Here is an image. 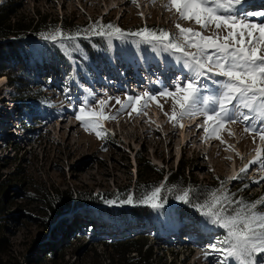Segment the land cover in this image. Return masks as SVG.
<instances>
[{
	"label": "rangeland",
	"instance_id": "obj_1",
	"mask_svg": "<svg viewBox=\"0 0 264 264\" xmlns=\"http://www.w3.org/2000/svg\"><path fill=\"white\" fill-rule=\"evenodd\" d=\"M4 1L2 0L0 3L2 4ZM258 2L259 0H249L245 4V9L250 11L263 9V5H257ZM167 4L168 0H136L135 3L129 2V0H26L22 3L20 13L24 18H32L36 11L49 15L52 19L58 18L59 21H64L65 18L69 21L68 19L71 18L74 26L85 24L88 27L92 23L100 21L105 24L111 22L122 29L153 25L177 31L174 25L179 22L184 27L199 29V26L193 22L177 21L176 14L168 11L165 7ZM162 58L160 63L153 60L148 63L146 60L144 64H133V61H130L126 64L116 63V65L114 62L111 65L102 63L98 68L93 66L98 70L101 78L106 79L105 83H107L102 86L96 85V89L101 91V88L104 87L103 91L106 92V95H97L105 98L120 96L124 100L125 93H128L126 84L132 85V80L138 81L141 86L148 84L150 91L162 88L161 80H165L166 74L161 76L157 72H160L159 67L168 69L167 56L163 55ZM148 65H151V70L147 67ZM41 66H43L42 73L34 70V76L38 82L42 83L44 90L42 95L47 94L51 106L47 109L41 107L40 112L34 110L29 116L26 115L25 119L21 117L27 128L32 127L29 130L25 129L28 135L27 142L25 140L27 135H24L23 142L10 141L5 144V148L0 147V176L11 187L19 189L20 192H32L41 188L57 190L69 188L75 192L79 191L81 194L91 193L93 196L101 194L113 198L115 193L133 190V186L135 190L137 158L146 157L153 165L164 170L165 177L162 183L166 179L168 171L174 172L179 160L182 159L188 162L186 174L191 175L197 183L219 179L227 181L231 189L243 186V189L239 191L242 198L249 197L250 200H256L264 197V192H262L264 180H259L263 173L257 171L260 173V177L254 176V167L250 168L252 169L251 172L249 171L250 175L249 172L245 173L247 175H245V179H240L238 182L229 180L230 177L236 176L242 167L248 165L253 156L252 153H255L258 146L264 149V143H261L258 137L254 143V134L244 131L243 123L239 127L235 123L226 124L224 131L220 133V140L214 136L209 137L202 128L197 130L196 125L203 124L202 116L185 118L181 121L184 125L183 128L178 125L173 127V122H170L168 116L164 114L167 112L170 115L171 100L158 96L157 99L163 105V111L156 102H150L146 109L147 116L133 114L130 118L124 114L115 121H105L104 127L112 134L106 142L97 138L94 132L86 131L75 119L78 102H81L86 95L81 93L76 80L71 82L70 78L68 84L63 81V77L66 78L64 76L67 72L66 66H54L51 69L47 62ZM93 67L90 66L89 70L91 71ZM122 70L123 73L125 70L129 72L134 70L136 74L130 76L127 71V77L116 82L115 78ZM153 71L154 75L147 73ZM168 74L174 75L175 73L168 72ZM156 77H159V80L156 81L159 83L158 86L154 83ZM149 78L150 83L148 82ZM65 81L68 82L67 79ZM72 83L75 84V88L72 87ZM79 85L84 87L82 83ZM5 87L9 90L8 92L14 91V88L7 82ZM65 88H71L70 113L64 111L69 106L63 93ZM4 95L7 96L8 93L4 92ZM9 100L11 102L4 103L2 106L7 108V105L16 103L12 95ZM111 104L114 105L112 111L115 112L119 105H115L114 100L111 101ZM8 108H12V106ZM4 118L3 116L2 119ZM35 123L41 124L40 128L35 127ZM231 125L236 126L237 130ZM30 135L40 138L38 146V142L32 144L33 139ZM47 139L49 142L55 143L53 147L49 146L50 143L46 142ZM16 151L19 152L16 153ZM234 169L235 172H233ZM256 181L259 183H255ZM244 182L248 183L246 184L248 185L247 189L244 188ZM13 191L15 189L10 190L5 199V209L8 211V215L4 223H8L9 230L7 234L10 241L9 264H25V260L28 261L27 264H31V262L35 264H109L108 260L113 251L106 248L107 239L122 240L127 237L136 239L144 233L147 234L145 249L150 248L155 256L167 263L171 260L175 264H198L200 262V259L190 249V246L195 247L198 244L183 245L185 248L182 246L183 250L181 249L182 251L178 253L172 251L171 246L168 245L164 246L166 250H162L164 248L162 245L157 247L161 241L153 238V232H158L157 227L153 229L146 226L143 230L135 229L133 233L131 229L129 230L132 226L118 227L119 223L112 220L110 224L107 217L101 216V213L96 211L97 207H93L91 213H86L87 220L82 219L80 223L74 217L75 211L73 210L71 213L70 208L68 213L56 216L53 223H49L44 230L28 221L29 217L39 218L40 212L34 210L36 205L29 207L34 210L32 215L27 214L19 206L20 192ZM104 205L113 214L117 209L125 210L132 207ZM115 216L117 214L113 215V219ZM9 219L15 220L16 224L8 222ZM103 222L107 226L105 232L100 231L99 227L100 224H104ZM109 224L112 225V229ZM136 226L133 225V228ZM88 227L91 228L88 230ZM182 228L183 232L191 233L199 239L204 237L203 233H209L212 230L210 226V231L206 230L204 226L202 228L201 223L195 229H190L187 226ZM57 229L58 235L55 234L53 237V232ZM107 230L109 231L107 232ZM213 231L218 232L216 228ZM50 254L53 255V258L49 256Z\"/></svg>",
	"mask_w": 264,
	"mask_h": 264
},
{
	"label": "snow or ice",
	"instance_id": "obj_2",
	"mask_svg": "<svg viewBox=\"0 0 264 264\" xmlns=\"http://www.w3.org/2000/svg\"><path fill=\"white\" fill-rule=\"evenodd\" d=\"M248 2L168 0L165 7L176 14L177 21L193 22L199 29L176 22L177 31L148 26L124 30L111 22L96 21L74 32L54 28L41 33V39L61 50L78 52L82 41L100 37L109 49L117 40L137 51L167 56L168 72L175 74L156 91L125 93L122 100L120 96L105 98L90 87L86 89L75 119L99 139L107 142L112 135L104 127L105 121H115L124 114L130 118L133 114L147 116L150 102H156L163 111L159 96L171 100V113L164 114L173 127L183 128L181 121L185 118L202 116L203 124L196 125L197 130L202 128L209 137L220 140L226 124L243 123L244 131L254 134V143L257 137L264 143V9L246 10ZM78 69V65L70 67L66 79L75 82ZM63 93L71 104V88L63 89ZM113 100L119 105L115 112ZM255 152V158L229 180L240 179L254 165L264 167V149L256 148ZM226 184L227 181H221V187L199 195L194 186L190 189L157 183L115 193L113 198L101 194L97 197L109 206H147L159 210L175 193L171 198L200 212L206 230L210 231L211 226L222 233L211 235L210 242L201 246L208 264H264V197L237 200L227 192Z\"/></svg>",
	"mask_w": 264,
	"mask_h": 264
},
{
	"label": "trees",
	"instance_id": "obj_3",
	"mask_svg": "<svg viewBox=\"0 0 264 264\" xmlns=\"http://www.w3.org/2000/svg\"><path fill=\"white\" fill-rule=\"evenodd\" d=\"M26 0H5L0 5V79H6L8 85L14 88L13 98L25 119L26 115L29 116L34 110L40 112V108L47 109L50 105L49 99L46 95H42L43 86L41 82H38L34 76V70L42 73L44 62L50 64L51 69L54 66H66L69 73L67 59L75 61L80 70L89 73L90 66L99 67L102 63L111 64L112 56L108 50L107 45L100 37H93L92 40H84L81 42V47L78 52L69 50H61L58 45H53L50 42L43 41L41 39V33H47V31L54 28H60L63 31H75L76 29L85 28L86 25L74 26L71 22V18H65L64 21H59L58 18L52 19L49 15L41 14L36 11L32 18H24L20 11L22 3ZM59 24V26H58ZM105 24V23H104ZM154 27L153 25L148 26ZM136 28L128 27L124 30H135ZM116 53L114 60L117 63L122 61H129L132 58V50L128 44H122L120 41L115 42ZM71 52V55L69 53ZM143 57L147 54V51H138ZM163 56V55H161ZM86 58V59H85ZM69 80V78H67ZM22 127L26 130L25 122H22ZM33 143L39 141L38 136H33ZM50 143L49 146L53 147L54 144ZM40 142L37 143V146ZM19 151H16V153ZM137 171H136V188L137 186H151L157 183H162L165 177L163 169H159L153 165L146 157L137 158ZM188 162L179 160L175 171H168V175L163 183L168 186L176 185L182 188H193L197 191V195L200 192L208 193L217 187H221V181L219 179H212L209 182L197 183L191 175L186 174V168ZM0 176V264H9V251L10 241L7 238L9 233L6 221L8 211L6 207V196L10 190L15 189L13 192H20L19 189L11 187L10 184L1 179ZM228 193H231L235 199L242 198L239 191L243 189L241 186L238 189H231L226 184ZM134 190V186H133ZM143 190V188H141ZM245 191V190H244ZM175 193L170 194L168 204L163 209L153 210L147 206H135L129 209H117L116 213L104 207V203L97 195L93 196L89 194H81L79 191L75 192L72 189H45L34 190L32 192H20L19 206L27 214L32 215V211L40 212L39 218L29 217L28 221L40 228L46 230L49 223H53L54 218L59 214L68 213L71 208V213L75 211L74 217L80 223V220H87V214L92 212V207H97V212L101 213V216H108L113 222H118V227L126 228L133 227L134 224L144 227L152 226L156 223L155 216L161 214L169 225L175 224H193L199 225L204 223L205 218L200 215L198 210L194 211L190 209V205H185L179 202L180 207L172 205L176 200L171 198ZM106 198H111L109 195H103ZM23 203V205H22ZM31 205H36L34 210L30 209ZM104 207V208H102ZM113 219V215H116ZM8 222L16 221L9 219ZM99 223V221H97ZM64 223V222H62ZM131 227V228H132ZM91 228V227H90ZM88 227V230L90 229ZM217 229V228H216ZM218 233L221 235L219 229ZM58 235V229L53 232ZM147 234H143L136 239H122V240H108L105 242L106 248H110L113 253L109 257V264H175L172 260L167 263L163 259L155 256L150 248L145 249ZM144 240V241H143ZM96 241V240H93ZM131 254H134L131 256ZM53 258V255L50 254ZM157 258V259H155ZM25 264L28 263L25 260ZM31 264H35L31 262Z\"/></svg>",
	"mask_w": 264,
	"mask_h": 264
},
{
	"label": "bare ground",
	"instance_id": "obj_4",
	"mask_svg": "<svg viewBox=\"0 0 264 264\" xmlns=\"http://www.w3.org/2000/svg\"><path fill=\"white\" fill-rule=\"evenodd\" d=\"M165 70V69H163ZM148 82L150 83V78L148 79ZM5 83H6V80L4 78L0 79V102L1 101H5L6 99H8V95H4V92L8 93L9 90H7V88L5 86ZM77 84V83H76ZM152 84H154L152 82ZM4 96V97H1V96ZM3 104L0 103V110H2V113L0 114V119L3 118V116L6 118V119H9V125H11V120L13 119V116L14 114L12 113V108H8L10 107L11 105H9L7 108L5 106H2ZM4 118V119H5ZM3 120V119H2ZM14 125V124H13ZM12 129H14V126H11ZM21 128H23L21 126ZM21 138V136H20ZM258 148H262L261 146H258ZM253 154V153H252ZM255 154H253V156L251 157V160H253L255 158ZM261 167V166H260ZM262 169H264V167H262ZM236 170L234 169L233 172H235ZM251 171V170H250ZM262 173H263V176H264V170H262Z\"/></svg>",
	"mask_w": 264,
	"mask_h": 264
},
{
	"label": "water",
	"instance_id": "obj_5",
	"mask_svg": "<svg viewBox=\"0 0 264 264\" xmlns=\"http://www.w3.org/2000/svg\"><path fill=\"white\" fill-rule=\"evenodd\" d=\"M2 0H0V2H1ZM0 5H1V3H0Z\"/></svg>",
	"mask_w": 264,
	"mask_h": 264
}]
</instances>
